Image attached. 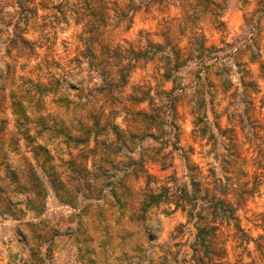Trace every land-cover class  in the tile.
Returning a JSON list of instances; mask_svg holds the SVG:
<instances>
[{
	"label": "clouds",
	"instance_id": "9594fccd",
	"mask_svg": "<svg viewBox=\"0 0 264 264\" xmlns=\"http://www.w3.org/2000/svg\"><path fill=\"white\" fill-rule=\"evenodd\" d=\"M0 264H264V0H0Z\"/></svg>",
	"mask_w": 264,
	"mask_h": 264
}]
</instances>
